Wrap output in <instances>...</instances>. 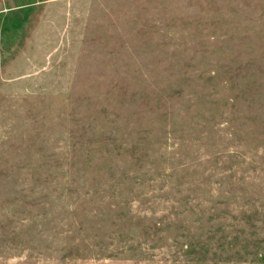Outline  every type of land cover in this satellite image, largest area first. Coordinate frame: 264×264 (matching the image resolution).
<instances>
[{
    "label": "rangeland",
    "instance_id": "rangeland-1",
    "mask_svg": "<svg viewBox=\"0 0 264 264\" xmlns=\"http://www.w3.org/2000/svg\"><path fill=\"white\" fill-rule=\"evenodd\" d=\"M0 264H264V0H0Z\"/></svg>",
    "mask_w": 264,
    "mask_h": 264
}]
</instances>
